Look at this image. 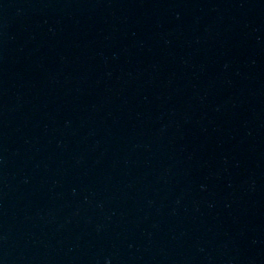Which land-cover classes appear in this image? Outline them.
I'll use <instances>...</instances> for the list:
<instances>
[{
    "label": "water",
    "instance_id": "95a60500",
    "mask_svg": "<svg viewBox=\"0 0 264 264\" xmlns=\"http://www.w3.org/2000/svg\"><path fill=\"white\" fill-rule=\"evenodd\" d=\"M0 264H264V0H0Z\"/></svg>",
    "mask_w": 264,
    "mask_h": 264
}]
</instances>
